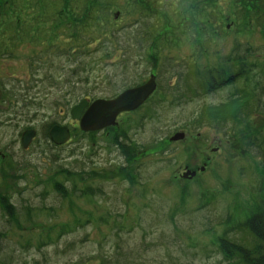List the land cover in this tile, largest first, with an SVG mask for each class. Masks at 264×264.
Here are the masks:
<instances>
[{
  "label": "rangeland",
  "instance_id": "obj_1",
  "mask_svg": "<svg viewBox=\"0 0 264 264\" xmlns=\"http://www.w3.org/2000/svg\"><path fill=\"white\" fill-rule=\"evenodd\" d=\"M82 2L78 9L84 10L88 1ZM142 2L150 6L147 12L149 18L154 16L159 38L146 58L153 62L157 48H164L160 56L164 67L158 68L162 73L158 69L151 73L154 68L146 58L137 61L138 47L121 49L126 46L121 44L114 47L115 64H99L87 81L84 72L72 75L69 59L60 61L58 54L52 59L47 51L52 44L75 46L66 25L83 19L94 25L88 33L123 27L119 34L126 44L143 39L137 34L144 14L140 7L145 8ZM72 5L77 6L72 0H0V24L5 15L9 27L3 31L5 46H12L19 32L25 39L15 41L19 49L14 55L0 56L2 85L16 90L22 84L23 95L38 99L35 103L23 99L8 114L19 110L21 129L32 126L39 132L22 152L16 124L0 126V153L7 149L0 155V198L10 197L19 213L10 218L0 203V264H101L109 258L114 264L222 262L219 238L224 223L229 217L227 225L246 219L264 184V114L248 118L227 134L210 128L190 132L186 127L192 128L191 123L203 117L206 106H219L218 117H233L247 99L231 97L238 90L242 93L246 81L225 80L227 84L215 91L187 98L186 85L195 75L193 87L210 71L216 75L215 83L219 71H238L239 66L229 61L237 53L249 65L247 73L260 74L264 0H91L89 10L102 6L105 16L77 20L73 10L77 7ZM127 30L132 42L125 38ZM80 44L85 47L84 41L77 47ZM96 45L91 51L99 56L102 49ZM126 52L136 54V64L129 63L131 71L121 66ZM51 60L66 66L67 79H62L64 73H55L57 66L55 70L49 66ZM136 71L144 72L143 77ZM116 72L121 80L117 95L144 84L152 74L158 89L139 110L119 115L110 130L83 132L70 111L84 95L94 101L112 94L95 80L105 82ZM36 77L38 85L31 80ZM60 121L70 124L72 137L56 148L49 145L47 134L50 125ZM178 132L185 136L173 141ZM234 135L256 144L247 149L250 154H241ZM117 138L125 143V150L115 145ZM129 146L136 151L133 159L126 155ZM21 156L32 165L28 169L24 165L22 174L14 168L15 158L19 162ZM187 171L196 175L185 179ZM57 183L66 188L65 198L55 190Z\"/></svg>",
  "mask_w": 264,
  "mask_h": 264
},
{
  "label": "trees",
  "instance_id": "obj_2",
  "mask_svg": "<svg viewBox=\"0 0 264 264\" xmlns=\"http://www.w3.org/2000/svg\"><path fill=\"white\" fill-rule=\"evenodd\" d=\"M72 1L76 2V5H77V6L72 5V8L77 7L76 10L73 9L74 15L78 14L79 16H82V17L77 16V18L75 20H77L78 18L79 19L85 18L86 16L91 17V15H93V16L98 15V14L104 15L103 10L105 8H102V6L101 7L93 6L94 7L93 10H92V8H91V10H89V8H88L89 5H87V4L91 0H72ZM82 1H84V2L88 1L86 3V8L84 10L78 9L79 8L78 5ZM84 2H82V3H84ZM142 3L144 4L143 6L145 8H141L139 6L141 10H144L143 11L144 14H143V18L141 16V18H140L141 20L137 23V26L139 27V28H137V34L140 35L141 37L143 36V39L136 40L135 43H133L132 42L133 39L131 38L132 33L127 30L125 33V38L131 40L132 43L126 44L124 37L121 36V34H119V31L124 30L123 27L120 29H114V27H112L110 30H107L106 32L100 31V32H98V34H96L94 32L88 33V30H90L94 25H88L86 23L87 21L83 19V20L79 21L78 24L72 25L71 24L72 21H71L66 25V28H68L70 30V32H69L70 33L69 34L70 41H72V42L74 41L75 46L74 45L73 46H66L65 45L63 47V46H59V45L54 46V44H52V46H50L47 51H49L50 53L53 54L52 59H54V55H56V54L59 55L60 61L63 59L64 60L69 59L72 63L71 64L72 68L70 70L72 75L76 76V75L80 74L81 72H84L86 74L85 78L87 81H90V79L92 78L91 74L93 73V71H95L96 68L98 69L99 64H107V63L108 64H115L113 62V59L118 58L116 56V54H118L117 53L118 51H116L117 48H114L115 45H117V47H120V48H121V44L126 45L124 48H121V49H125V48L131 49V48H134V46H136V47H138V50H139L138 53L140 55H139V59L138 60L135 59V61L136 60L140 61V60L146 58L147 57V54H146L147 50L152 48L153 45L157 47L158 42H159V38H158V35H156L157 34L156 31H154V29H153L154 22L152 21V19H154V16H153V14H151L152 18H149L150 14L147 12V10L150 8V6H149V8H147L148 6L147 5L145 6L146 3L145 2H142ZM144 21H145V23H144ZM6 28H9V27L6 25ZM108 32H110V33H108ZM107 34H109V35H107ZM79 41L80 42L84 41L85 44L83 46H85V47H82L81 44L77 47V44ZM95 43H97L99 48L102 49V53L99 56L96 55V54H98L97 51L95 53H93L95 51V49H94V51H91L93 49L92 45ZM153 43H155V44H153ZM80 48H84V49H80ZM163 49L164 48H160V50H159V48H157L158 57L156 55H154L155 57H157V59H155L154 57L151 58L153 62H149V60L146 58V64L150 65L151 68H154L153 71H151V73H154V71H156L160 67H162V68L164 67V63H161L162 58L160 59V56H163V55H161V52ZM249 51H250L249 48H247L246 54H250V53H248ZM72 53H73V55L70 57V55ZM47 54H49V53H47ZM79 54H80V56L82 55V59H81V57L77 58ZM94 54H95V56L92 57ZM126 54H128V57H122L123 61H122L121 66H127L126 68L128 69V71H131L132 69H131V65L129 63L135 58L136 54L128 53V52H126ZM83 57H85V59ZM149 59H150V57H149ZM110 61H112V62H110ZM135 61L133 60V62L136 64L137 61L136 62ZM229 61L233 62L234 64H237V66H239V70L234 71L231 68L230 70L225 69V70L219 71L218 72V75H219L218 83H215V80H217V79H215L216 75L215 74L213 75V73L210 71V72H208V73H210V74H208V77H205V78L200 77L198 79V82H197V87H193V85H192L193 82L195 83L196 78H198L195 75V79L193 77L191 81L187 80L186 98L189 97V95H191V94H195L194 97H196V96L201 97V96H204L211 91H215L216 89H219L220 87L227 84L225 82V80L236 83L239 80V78H243L246 81L245 88L242 90L241 94L239 93L240 90H238V92L233 94V97H231V98H236L240 95L241 98L247 99L246 103H244V105L242 107H240L237 112L234 113L233 117H228V118L216 116L215 113L217 111H220L219 106H206V107H204V109L202 110V112L200 114L203 117L202 118L201 117L196 118L191 123L192 128L189 126L186 127V129L188 131L195 132L197 128L198 129L210 128V129H215L218 131L222 130L227 134L228 130L236 129L238 127V125H240L242 122L247 121L248 118H251L254 115L264 114V62H261V65H259L260 74L250 75V73H247L249 65H247V66L244 65V64H247V62H246L244 57L240 56V54L237 53L236 55H233ZM49 66H52L54 70H55V66H57L59 68V70L57 72L55 70V73L57 75H60L61 73H64L66 71V66H64L63 64L60 65L55 60L54 61L51 60V63ZM245 66H246V68H245ZM44 68H46V67H44ZM135 69H137V68H135ZM136 72H137V74L140 75V77L141 76L143 77L144 72H141V71H139V72L136 71ZM162 72L163 71L161 69L157 70L158 74H160ZM66 74H67V72H66ZM63 75H64V77L62 76L63 80L68 78V76L65 75V73ZM82 76L83 75H80V78H82ZM52 77H54V76L53 75L50 76V78H52ZM55 77L57 79L62 80L61 78H59L57 76H55ZM36 79H37V77L35 78V81H36V84L38 85L39 82ZM108 79L109 80H106L105 82L102 81L100 83L96 79L95 85H102L104 87L107 85L106 88L111 89L113 91V93L109 94V92H107L108 94H105V98L111 99V98H114L117 96V92L115 91V89L121 80H119L117 72L114 75H112V77H110ZM127 89H129V88H127ZM203 93H205V94H203ZM85 98L89 99V98H93V96L84 95L83 99H85ZM24 100H25V102H29V103L34 102L35 103V102H37L36 100H38V99H36V98L30 99V97H28V98H24ZM139 109H137V110H139ZM214 109H216V110H214ZM135 111H133V112H135ZM198 119L200 121L199 122L197 121L198 123L196 122L197 124H195L194 122ZM51 126L52 125H50V127ZM113 127H115V126L103 129V131L104 130H110ZM27 128H31V126H28ZM85 133H92V132H85ZM47 137H48V134H47ZM49 141H50L49 145L52 144L56 148L60 147V146L54 144L50 140V138H49ZM233 142L236 144L235 146L238 147L241 154H250L249 153L250 151L247 149L250 148L252 145H256L253 142H248L247 144L244 143L243 137H240L237 135L236 136L234 135ZM115 145L120 146L122 149H124V147H125V143L123 141L118 140V138L115 141ZM126 150H127L126 155L129 157V159H133L135 157L134 152H136V151H132V148L130 146ZM21 151L26 152L27 150H26V148L22 147ZM21 165H22V169H21ZM24 165H26L27 169L32 167V165L29 164L28 160L23 159L22 156L20 157L19 162H17V159L15 158L14 167L16 168V170L17 169L20 170V174L23 173ZM69 172H70L69 169L64 168V174H69ZM87 180L88 179H86V181ZM55 190L59 194H61V196L63 198L66 197L67 191H66V188L63 186V184L57 183ZM0 203L3 205L6 214L10 218H15V216H17L19 214L18 209H17V205H14L11 202L10 197L1 196ZM26 208H28V211L30 209H32V207L29 208L28 206H26ZM248 212L250 214L249 213L247 214L248 216L246 217V219L243 218V220H241V221L233 220L231 225H227V223L230 220V217H229L228 220L226 221L227 223L226 222L224 223V224H226L225 226L227 228L225 227L224 232H223V236H221L219 238V244L221 247L220 253L223 255V261L218 263V264H264V184L262 185V187L260 189L259 195H257L254 198L252 209L249 210ZM114 263L115 262L113 261V258H109V259H105V261H103V263H101V264H114Z\"/></svg>",
  "mask_w": 264,
  "mask_h": 264
},
{
  "label": "water",
  "instance_id": "obj_3",
  "mask_svg": "<svg viewBox=\"0 0 264 264\" xmlns=\"http://www.w3.org/2000/svg\"><path fill=\"white\" fill-rule=\"evenodd\" d=\"M157 77L152 74L150 79L142 85L126 89L119 95L111 99H96L89 101L83 99L71 110L73 120L80 122V128L83 132H98L108 127L115 126L117 118L122 113L133 112L143 106L151 96L157 91ZM36 136L34 129L24 132L23 146L28 148ZM49 136L51 141L62 146L68 143L72 137L68 126L54 125ZM185 136V133L178 132L172 137V140H179ZM196 175L195 172L187 171L183 177L188 178Z\"/></svg>",
  "mask_w": 264,
  "mask_h": 264
},
{
  "label": "flooded vegetation",
  "instance_id": "obj_4",
  "mask_svg": "<svg viewBox=\"0 0 264 264\" xmlns=\"http://www.w3.org/2000/svg\"><path fill=\"white\" fill-rule=\"evenodd\" d=\"M2 19H3L2 20L3 22L2 21L1 22L3 24H0V56H2V57L7 56L6 58H9L12 55H14L13 53H15L19 49V47L17 46L18 43L16 44L15 41L22 42V40L24 41L25 39H23L21 32L17 31L21 35V36H19V39L18 38L15 39L12 46H10V47L5 46V44H6V39H5L6 36L3 33V31H4V29L6 28V25H7V23H5V15H2ZM16 26L19 27L18 24ZM26 39H28V38H26ZM1 76H2V74L0 73V126L2 128V127H7L8 123L16 124V127H18L17 129L20 131V133L18 131V133L16 134L17 145H21V147H24L23 146V142H22L24 132L29 130V129H34L36 131V136L38 135L39 132H38L37 129H35L32 126H31V128H27L26 130H22L21 129L22 116L20 115L19 110L16 111L15 114H13V113H9L8 114V111L11 108V106H19L20 104H22V101H23V99L25 97H30V99H32V98H36L37 99V97H33V96H29V95H23V85L22 84H21L20 88H16V90H14L13 88H5L4 85H2V81H3L4 78H1ZM15 78L19 79L20 81H22L21 78H18V77H15ZM31 80H32V82H35V80L33 78ZM8 115H9V118L6 117ZM57 124L58 125H62V126H68L70 128V130H71V133H72V129H71L70 124L68 122L66 123L65 121L52 123L51 124L52 126L50 127V129L54 125H57ZM50 129L48 130V136H49ZM49 138H50V136H49ZM6 151H7V149L5 148V152ZM5 152L2 151V153H0V155L3 156ZM13 179H15V178H13Z\"/></svg>",
  "mask_w": 264,
  "mask_h": 264
}]
</instances>
